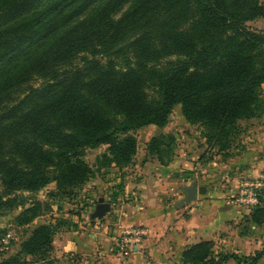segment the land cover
<instances>
[{
    "label": "trees",
    "instance_id": "1",
    "mask_svg": "<svg viewBox=\"0 0 264 264\" xmlns=\"http://www.w3.org/2000/svg\"><path fill=\"white\" fill-rule=\"evenodd\" d=\"M263 0H0V210L17 227L40 217L38 200L18 201L54 184L70 196L101 167H129L131 134L164 128L180 106L207 148L228 151L238 122L264 112V34L244 24L264 17ZM38 82L37 85L33 83ZM107 149L95 169L85 149ZM160 165L173 161V136L145 146ZM190 172H187L189 174ZM49 209V208H47ZM264 228V199L242 218ZM59 223L32 228L0 264H47ZM212 241L181 253V264H257L215 255ZM244 259V260H243Z\"/></svg>",
    "mask_w": 264,
    "mask_h": 264
},
{
    "label": "crops",
    "instance_id": "2",
    "mask_svg": "<svg viewBox=\"0 0 264 264\" xmlns=\"http://www.w3.org/2000/svg\"><path fill=\"white\" fill-rule=\"evenodd\" d=\"M153 128L148 126L143 131ZM248 141L243 160L231 164L229 173L223 176L224 181L214 179L219 167L217 159L200 166L198 157L184 153H177L172 162L160 165L143 150L135 155L129 167H112L110 172L118 174L107 179L110 211L102 222L72 219L78 224L77 229L70 227V230L57 232L52 241L54 263L181 264V253L188 247L202 241H224V236L230 233L225 231V225L237 223L248 214L242 207L232 205L228 197L237 193L242 178L255 176L264 169V133L253 135ZM204 151L205 148L203 154ZM193 180L206 187V192L194 202L185 203L183 189ZM121 183L125 185L124 191L111 203V190ZM51 187L54 189L55 185ZM132 226H144L149 235L128 258L120 259L112 251V242L120 231ZM250 229L252 231L243 238L264 234V228L250 226ZM230 234L234 243L243 239L235 237L234 232ZM237 251L234 248V253ZM257 264H264V257Z\"/></svg>",
    "mask_w": 264,
    "mask_h": 264
},
{
    "label": "rangeland",
    "instance_id": "3",
    "mask_svg": "<svg viewBox=\"0 0 264 264\" xmlns=\"http://www.w3.org/2000/svg\"><path fill=\"white\" fill-rule=\"evenodd\" d=\"M262 4L264 5V0ZM244 26L245 28L256 33L264 34V17L246 22ZM37 84L38 82L33 83L34 86ZM261 96L264 100V85L262 86ZM238 125L239 130L236 134L235 140L233 141L231 148L226 152H217V148L206 149V147H204V140L200 138V128L198 126H191L187 122H185L181 113L180 106H176L175 108H173L168 119V124L164 128H157L154 126L153 130L151 131H149V129L143 131L142 128L132 131L131 134L136 139V154L140 153L143 150H146L144 146H146L149 141L147 143H145V141L150 140L154 136H173L175 140V155L177 153H184L188 156L193 155L194 157H198V163L200 166L211 163L214 159H217L219 167L218 173L215 174L216 176L214 177V179L218 178V181H224L223 176L224 174L229 173L231 164H235L243 160V154L246 151L244 146L248 145L247 142H249V138H251L253 135H257V133H264V112H261L255 118L249 120H241L238 122ZM203 148H205L204 154L202 153ZM106 149L107 146L105 145H101L94 150L85 149L82 153V160L85 161L90 167L95 169L96 158L100 156ZM111 168L112 167L107 166L101 167L99 173L95 174L94 178L90 179L80 188L73 189L70 196L56 195L54 189L51 187V185L53 184H50V187L47 186L48 189L44 188L43 190L35 193H16V196L18 197L17 200L24 201L26 203V206H28V203L32 202L33 200H38L40 202H44L46 206H49L47 207L49 209H47L46 207H42L40 210V217L34 220V222L30 226L23 227H17L14 224V217L23 207H18L13 211L0 210V248L1 239L5 232L12 231L14 233V238L11 241L10 246L7 250H0V254H4V256L7 258L17 253L19 248L18 246L28 236L31 229L44 221H48L51 223L58 221V233L60 231L70 230V227H74V229H77L78 224L73 223L72 219L79 220L80 222H83L85 220L86 222H102V219L107 214L101 219L95 220H91L90 216L93 213L97 201L100 197L104 199V202H107V179H111L114 175L118 174L117 172H110ZM220 172L223 175L219 174ZM185 174V172L182 173L183 177H185ZM198 176L201 179L200 173H198ZM201 183H204V181H202ZM124 187L125 185L123 183H121V185L116 184L113 187L114 190H111V196H109V200L111 203L116 202V197L118 196V194L124 191ZM1 189L2 188L0 186V190ZM231 196L233 197L234 194L228 197V201L231 202L232 205L238 206L233 202ZM243 226H245V223L242 219L237 223L229 222V224L225 225V231L227 230V232L230 233L234 232L235 237L239 236L243 238L244 236L238 233L239 231H243ZM230 233L224 236V241H217V243H215L216 241H212L214 244L213 249L215 255L219 254L222 257L226 254H236L240 258H247L249 256H252L256 252L264 250L263 233H261V235H252L251 238H243L238 243L233 242V240L230 238L232 236ZM14 246H16V249H11ZM234 248L238 249L237 253H234ZM239 249L243 252H239ZM53 252L54 247L52 244L51 249L46 256V258L51 260V263L47 264H55V259L52 258ZM247 253L250 254L245 255ZM245 263L248 264L249 260H245ZM227 264L238 263L234 260H231Z\"/></svg>",
    "mask_w": 264,
    "mask_h": 264
},
{
    "label": "built area",
    "instance_id": "4",
    "mask_svg": "<svg viewBox=\"0 0 264 264\" xmlns=\"http://www.w3.org/2000/svg\"><path fill=\"white\" fill-rule=\"evenodd\" d=\"M264 199V169L255 176L242 178L238 191L232 197L234 203L246 211L261 204ZM149 231L144 226H132L123 229L112 242V251L120 259L128 258L139 245L148 237ZM14 238L12 231H6L1 239L0 250H7Z\"/></svg>",
    "mask_w": 264,
    "mask_h": 264
},
{
    "label": "water",
    "instance_id": "5",
    "mask_svg": "<svg viewBox=\"0 0 264 264\" xmlns=\"http://www.w3.org/2000/svg\"><path fill=\"white\" fill-rule=\"evenodd\" d=\"M206 192V187L199 186L197 180H193L189 186L183 189L184 193V202L190 203L197 200L199 195H202ZM111 207L108 202H104V199L100 197L97 201V204L94 208L93 213L91 214V220L101 219L104 217L109 211Z\"/></svg>",
    "mask_w": 264,
    "mask_h": 264
}]
</instances>
